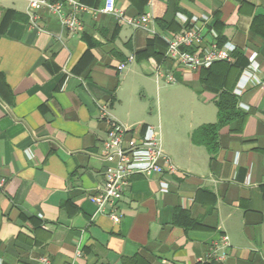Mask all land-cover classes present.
Listing matches in <instances>:
<instances>
[{
    "label": "crops",
    "instance_id": "obj_1",
    "mask_svg": "<svg viewBox=\"0 0 264 264\" xmlns=\"http://www.w3.org/2000/svg\"><path fill=\"white\" fill-rule=\"evenodd\" d=\"M81 1L95 11L105 2ZM116 6L130 18L151 14L149 31L91 12L82 35H71L45 9L34 26L27 0H0V264H264V86L243 89L254 54L264 82V0ZM205 16L204 46L236 48V65L203 75L208 85L199 71L164 59L185 19ZM159 69L177 85L166 86ZM221 86L239 97L246 118L221 130L211 156L191 135L218 122ZM103 105L135 137L148 126L159 131L177 169L133 176L119 224L94 202L109 167ZM222 236L230 247L217 262L208 256Z\"/></svg>",
    "mask_w": 264,
    "mask_h": 264
},
{
    "label": "built area",
    "instance_id": "obj_2",
    "mask_svg": "<svg viewBox=\"0 0 264 264\" xmlns=\"http://www.w3.org/2000/svg\"><path fill=\"white\" fill-rule=\"evenodd\" d=\"M28 16L31 23L36 26L39 12L43 9L57 18L63 30L71 35L81 36L84 30L83 15L86 13L108 14L115 16L120 23L126 24L135 30L149 31V26L154 22L153 16L147 14L139 18H130L120 12L116 6V0H105L99 10H91L81 0H27ZM187 26L175 35L166 44L165 58L182 69L197 72L203 68H209L217 62L233 63V54L236 50L232 44L221 46L214 41L205 47V30L209 19L202 18L185 19ZM256 54L250 57L249 66L244 72L246 79L243 89L249 84L264 86V82L258 76ZM135 57L131 56L127 62L132 63ZM126 63L121 64L118 70L125 69ZM165 77L167 84H176L177 79L170 70L159 69L157 78ZM241 92H239V95ZM100 119L107 126V138L103 142V158L109 164L106 172V180L103 190L95 199L97 214L108 215L115 224L121 222L117 213V205L123 189L129 185L135 175L147 178L153 177L165 171L168 174H176L177 169L170 157L164 152L162 137L159 131L153 127H146L141 137H135L132 130L117 121L110 113L109 106L100 107ZM163 193L169 191V184L162 182ZM230 247L227 236H222L216 243L209 259L221 262L218 251ZM42 264H52L48 258L41 260Z\"/></svg>",
    "mask_w": 264,
    "mask_h": 264
},
{
    "label": "trees",
    "instance_id": "obj_3",
    "mask_svg": "<svg viewBox=\"0 0 264 264\" xmlns=\"http://www.w3.org/2000/svg\"><path fill=\"white\" fill-rule=\"evenodd\" d=\"M224 44V42H220L221 46H223ZM233 58V63L217 62L209 68H203L199 70L202 76V84L204 83L208 85L210 83L208 77L205 76L203 78V75L212 74V72L218 65L224 64L228 69L233 68L236 65V52H234ZM164 59L167 60L165 58V53ZM221 87V93L216 101L219 114L218 122L215 124L203 125L194 130L191 135L192 143L205 146L211 156H214L219 148V138L221 130L226 126L231 125L232 123H236L238 128H240L246 118V113L239 108V97L233 94V92L223 88V86Z\"/></svg>",
    "mask_w": 264,
    "mask_h": 264
},
{
    "label": "rangeland",
    "instance_id": "obj_4",
    "mask_svg": "<svg viewBox=\"0 0 264 264\" xmlns=\"http://www.w3.org/2000/svg\"><path fill=\"white\" fill-rule=\"evenodd\" d=\"M166 84V86H171V87H174V86H176L177 84H167V83H165ZM164 85V84H163ZM162 144H164V140H163V138H162Z\"/></svg>",
    "mask_w": 264,
    "mask_h": 264
}]
</instances>
